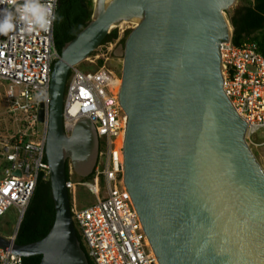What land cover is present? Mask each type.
Instances as JSON below:
<instances>
[{
    "label": "water",
    "instance_id": "95a60500",
    "mask_svg": "<svg viewBox=\"0 0 264 264\" xmlns=\"http://www.w3.org/2000/svg\"><path fill=\"white\" fill-rule=\"evenodd\" d=\"M235 1L93 0L90 21L51 71L45 157L53 224L25 245L0 236V248L41 256L40 264H88L71 218L65 162L88 177L98 140L87 119L65 134L64 91L70 68L128 22L135 26L118 44L122 178L158 263L264 264V172L223 91L220 46L231 41L225 12ZM38 116L42 121V108Z\"/></svg>",
    "mask_w": 264,
    "mask_h": 264
},
{
    "label": "built area",
    "instance_id": "2783aa9c",
    "mask_svg": "<svg viewBox=\"0 0 264 264\" xmlns=\"http://www.w3.org/2000/svg\"><path fill=\"white\" fill-rule=\"evenodd\" d=\"M54 3L56 12L58 0ZM53 25L47 33L18 30L0 36V81L8 83L6 113L14 127L10 133L0 134V218L10 207L16 208V229L6 237L12 242L37 179L49 175L45 144L50 81L52 66L60 57ZM220 58L223 91L246 123L245 140L249 147L262 146L264 55L253 41L240 46L229 41L221 44ZM120 86V76L104 66L94 71H82L78 65L70 68L63 101L64 132L70 135L79 120L87 119L98 140L91 178L83 183L66 181L69 191L82 185L94 197L91 205L72 209L71 218L93 264H159L123 184L126 116L118 102ZM41 108L43 120L39 121ZM259 133L262 138L256 141ZM0 264H22V258L0 248Z\"/></svg>",
    "mask_w": 264,
    "mask_h": 264
},
{
    "label": "trees",
    "instance_id": "16d2710c",
    "mask_svg": "<svg viewBox=\"0 0 264 264\" xmlns=\"http://www.w3.org/2000/svg\"><path fill=\"white\" fill-rule=\"evenodd\" d=\"M246 4L234 7L228 11L229 23L232 28L231 43L240 46L245 41L256 43L258 51L264 55V0H245ZM93 0H58L56 13L63 19L54 22L53 41L60 54L63 46L73 39L90 21ZM129 31L118 40L123 45ZM118 38L116 28L112 29L101 45L114 42ZM101 65L102 61L98 60ZM65 176L69 179L68 162H65ZM92 174L83 178L82 182L91 178ZM54 203L51 195L49 179L39 176L33 195L19 223L14 243L25 245L41 240L49 232L54 221ZM76 236L87 263L93 264L88 257L80 235ZM41 256L22 258V264H40Z\"/></svg>",
    "mask_w": 264,
    "mask_h": 264
},
{
    "label": "rangeland",
    "instance_id": "374dc122",
    "mask_svg": "<svg viewBox=\"0 0 264 264\" xmlns=\"http://www.w3.org/2000/svg\"><path fill=\"white\" fill-rule=\"evenodd\" d=\"M246 4L245 0H236L232 8ZM230 8V9H232ZM93 11V7H92ZM225 17L229 21L228 11L225 12ZM133 23L124 22L116 27L118 31V39L122 38L125 32L130 31L133 28ZM135 26V25H134ZM116 41V40H115ZM114 42H110L111 45H114ZM109 46V43L100 45L85 61L81 62L78 65V69L82 71H94L99 67L104 66L106 69L112 70L114 73L120 76L121 74V64L122 59L118 58L119 54V45L118 43L115 46ZM98 60L102 61V64H98ZM8 87L6 81H0V134L10 133L14 128L8 114L6 113L7 104L5 102L4 94ZM262 135L259 133L256 136V141L261 140ZM251 151L257 160L259 166L264 172V145L259 147H250ZM68 167H69V178L72 179L75 183H83L82 179L73 169L71 161L67 158ZM46 180L49 179V175L46 176ZM69 200L70 207L72 209L84 208L91 205L94 202V197L90 194L88 189L82 185H76L71 191H69ZM19 214L14 207H10L0 218V236L6 238L12 234L17 226Z\"/></svg>",
    "mask_w": 264,
    "mask_h": 264
},
{
    "label": "clouds",
    "instance_id": "9594fccd",
    "mask_svg": "<svg viewBox=\"0 0 264 264\" xmlns=\"http://www.w3.org/2000/svg\"><path fill=\"white\" fill-rule=\"evenodd\" d=\"M63 18L55 12L54 0H0V36L18 30L26 34L47 33Z\"/></svg>",
    "mask_w": 264,
    "mask_h": 264
},
{
    "label": "bare ground",
    "instance_id": "6f19581e",
    "mask_svg": "<svg viewBox=\"0 0 264 264\" xmlns=\"http://www.w3.org/2000/svg\"><path fill=\"white\" fill-rule=\"evenodd\" d=\"M133 27H134V26H133ZM87 162H88V161L80 162V166H81L82 168H84V167L86 166Z\"/></svg>",
    "mask_w": 264,
    "mask_h": 264
},
{
    "label": "flooded vegetation",
    "instance_id": "af4514ba",
    "mask_svg": "<svg viewBox=\"0 0 264 264\" xmlns=\"http://www.w3.org/2000/svg\"><path fill=\"white\" fill-rule=\"evenodd\" d=\"M106 44V43H105Z\"/></svg>",
    "mask_w": 264,
    "mask_h": 264
}]
</instances>
